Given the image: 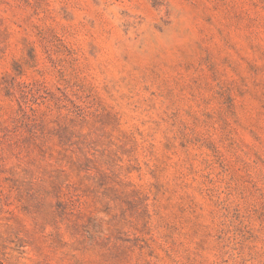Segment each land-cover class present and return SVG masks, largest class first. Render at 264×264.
Returning a JSON list of instances; mask_svg holds the SVG:
<instances>
[{"label":"rangeland","instance_id":"obj_1","mask_svg":"<svg viewBox=\"0 0 264 264\" xmlns=\"http://www.w3.org/2000/svg\"><path fill=\"white\" fill-rule=\"evenodd\" d=\"M0 264H264V0H0Z\"/></svg>","mask_w":264,"mask_h":264}]
</instances>
